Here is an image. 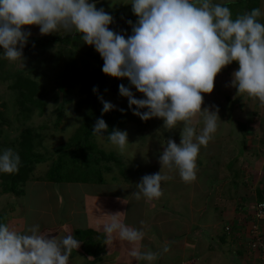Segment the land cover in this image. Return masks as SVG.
<instances>
[{
    "label": "clouds",
    "instance_id": "obj_1",
    "mask_svg": "<svg viewBox=\"0 0 264 264\" xmlns=\"http://www.w3.org/2000/svg\"><path fill=\"white\" fill-rule=\"evenodd\" d=\"M130 4L138 19L135 24L128 22L132 34L126 37L110 30L113 16L103 8L97 9L90 0H0V48L6 60L19 61L24 67L23 49L31 35L24 28L38 26L41 35L61 30L80 34L83 42L101 56L106 76L126 78L143 95L144 99H137L129 88L119 86L129 108L135 106L133 115L142 121L161 118L165 129L183 125L180 144L169 139L159 157L161 171L143 176L136 186L138 191L132 194L136 200L143 197L152 201L163 195L162 182L172 179L164 169L177 171L185 183L196 181L200 149L207 147L221 122L218 108L202 110L204 94L213 92L215 79L226 66L233 62L239 65L231 81L237 95H247L264 106V23L258 19L264 13L254 8L233 18L228 6L213 0H131ZM100 99L104 113L114 110L113 104ZM198 117L203 121L199 133L195 126ZM107 130L106 122L100 118L92 133L105 139L103 133ZM106 139L121 153L131 145L126 131L114 129ZM20 164V156L12 149L0 154V173H17ZM260 199L247 204V213L238 207L242 220L237 219L239 228L234 241L244 231L241 238L247 248H237V252L247 250L264 262L260 252L249 249L255 234L264 238L259 226L264 223V215L256 216L249 208L264 202V197ZM125 215H103L107 218L103 223L105 245L111 248L114 241L127 242L131 246L128 255L148 264L170 251L169 242L164 243L162 252L144 250L145 231L124 223ZM248 220H253L254 229L246 228ZM223 229L228 232L229 224L224 223ZM79 247L80 241L71 233L50 238L38 224L21 233L0 223V264H69L72 252Z\"/></svg>",
    "mask_w": 264,
    "mask_h": 264
},
{
    "label": "rangeland",
    "instance_id": "obj_2",
    "mask_svg": "<svg viewBox=\"0 0 264 264\" xmlns=\"http://www.w3.org/2000/svg\"><path fill=\"white\" fill-rule=\"evenodd\" d=\"M233 1L235 0H213L214 3L228 6L233 18L250 12L254 8H259L264 13V0H245L239 5L228 4ZM90 2L96 3L97 9L103 8L113 16L114 22L109 25L110 30L126 37L132 34V27L128 22L131 21L132 24H135L138 18L132 12L131 0H91ZM258 19L264 23V15ZM23 31L31 33L29 39L44 41L50 39L52 41L39 42L41 43L39 46L37 43L34 45L29 43L28 39V43L23 49L24 67L19 61L6 60L3 57V49L0 48V131H2L0 141L3 147L8 144V149H11L13 144L18 148L21 147V136L25 131H32L33 134L40 137L42 147L39 152L47 153L49 157L47 162L43 161L35 166L31 178L36 179L48 171L50 156L54 159L55 151L59 147L67 145L83 124V117L88 109L87 103L90 101L89 97L93 94L95 85L98 88V96L94 103L103 116L121 108L130 109L128 99L119 93L121 84L129 88L135 98L144 99V97L126 78L117 79L106 76L102 72L103 60L101 56L93 46L83 42L80 34H68L61 30L58 33L41 35L38 26L26 27ZM74 36L79 39L76 40ZM238 68L237 62L226 66L216 77L213 92L204 94L202 110L209 108L215 111L218 108L221 122L214 138L207 145L213 146L214 149L211 150L212 152L207 150L205 152V147H201L197 160V179L192 183H187L186 187V189L190 188L192 198L196 195L203 197L204 191L206 194L219 196L217 199L219 209L215 211V218H219L222 223L218 229L214 228V234L217 235L218 230L219 234L223 232L224 223L236 225L237 219L242 220L241 215L237 213L238 207L243 208V212L247 213V204L259 200L260 193L264 192V106L258 100L249 98L247 95H237V89L231 86V81L233 72ZM98 73L101 76L96 77L93 83L87 81L89 76H95ZM74 76L77 78L74 79ZM20 94L24 96L21 97ZM27 95L38 103L37 106L32 107L33 112L28 115L25 108L30 105L28 101L24 100ZM101 97L103 101L113 104L114 110L104 113ZM48 105L53 106L49 108ZM141 111L148 110L141 109ZM26 115L27 118L24 120ZM197 121L195 126L199 133L203 128V121L199 117ZM244 124H247V129L242 132L238 126ZM182 127L183 125L180 124L177 128L165 129L164 121L161 118L142 121L132 113L125 125L117 129L128 133V142L131 144L123 153L108 142L106 139L108 131L103 133L105 139H98L96 136L93 140L96 148L104 151L109 157L113 156L118 161V163L114 161L106 163L110 170L107 173L103 170L105 185L107 183L122 184L124 181L140 183L143 176L159 173L162 168L159 157L169 139L177 145L180 144ZM227 164L232 170L226 168ZM163 172L172 176L171 180L162 182L163 185L169 183L171 185L169 188H172L174 180H181L177 171L169 172L164 169ZM3 174L0 173V179ZM213 174H218L219 178L224 176L227 181L219 185L220 181L216 182L213 178L206 177ZM40 183L38 191H44L48 201L43 200L45 197L36 199L31 196L33 188L31 179L28 186L24 187L23 197L15 198L0 193V217L4 219L3 224H7L21 233H26L28 227L38 224L41 232L50 235V238L55 235L63 237L65 233H70L71 227H62L64 223L60 216L57 218L62 223H59L61 225L58 228L50 230L43 229V227L44 223L51 222L50 213H53L51 206L53 207L55 204L54 193L64 190L65 185L55 186L47 182ZM205 185L208 186V189ZM37 186L39 185L37 184ZM90 186L92 187L84 185L85 189L88 187L100 188L98 183H93ZM210 190L213 192L210 193ZM180 196L183 195L180 194ZM67 197L66 193L59 195L61 207L58 215L70 209ZM101 209L103 210V208ZM235 209L236 211H234ZM94 218L96 221V217ZM103 223L104 221L101 219L94 226L103 228ZM247 225L249 229H254L253 220H248ZM81 227L74 231L92 230L91 227L88 229L83 223ZM74 231L73 234H75ZM203 236L208 240L209 248L215 250L214 258H209L210 264H229V257L234 256V254H230L237 251L235 241L233 240L226 246L227 250L222 251L219 250V246L216 249L215 245H218V242L210 239L208 233H203ZM102 246H104V241L101 246H98L97 253L91 249L95 253L94 257L102 250ZM229 248L232 250L231 252H229ZM177 251L176 247H172L168 255L162 253L154 264H178L180 259L185 256V252L179 251L177 255ZM206 257L207 255L204 256L205 259ZM255 259H257V254L246 250L241 254V258L237 259V262L238 264H253Z\"/></svg>",
    "mask_w": 264,
    "mask_h": 264
},
{
    "label": "crops",
    "instance_id": "obj_3",
    "mask_svg": "<svg viewBox=\"0 0 264 264\" xmlns=\"http://www.w3.org/2000/svg\"><path fill=\"white\" fill-rule=\"evenodd\" d=\"M138 184L127 181L116 185L109 183L105 185L104 183L99 184L100 188H89L93 184L87 183L65 184V189L62 190L64 192L56 191L54 193L55 204L53 207L51 206V211H53L50 213L51 222L49 224L44 223L43 229L58 228L61 225L59 223L63 222L62 227L69 226L72 230H76L82 228L81 224L83 223L88 229L91 227L93 231L102 235L105 241L103 228H96L94 225L101 219L106 221L107 218L103 215L124 212L126 213L123 218L124 223L145 231L146 235L142 241L144 250L150 249L154 252H161L164 243L169 242L170 251L172 247H176L178 249L177 255L179 251L185 252V256L180 259L178 264L211 263L209 258H214L215 250L209 248L208 240L205 239L203 233H208L210 239L218 242V245L212 244L216 246V249L219 246V250H227L226 246L229 243L221 245L218 235L214 234V228L218 229L222 223L219 218H215V211L219 208L214 206L218 207V198L206 194L205 191L203 197L196 195L192 198L191 190L189 187L186 189L185 182L174 180L172 188H169L171 186L169 183H165L167 185L162 184L163 195L159 199L148 201L142 197L140 200H136L132 194L138 191L136 187ZM180 184L182 185L180 186ZM84 185H89V187L85 189ZM40 186V182H33L31 196L36 199L45 197L43 200L48 201L44 191H38ZM205 186L208 189V186ZM46 192L51 193L50 191ZM64 193L68 196L67 203L70 204V209L58 215L61 207L59 195ZM180 194L183 196L181 197ZM261 195L264 197V192ZM59 216L62 218V222L57 218ZM94 217H96V221ZM141 221L144 222L143 226ZM259 226L264 231V223H260ZM246 228H248L247 225ZM243 234L244 231L239 234L240 238L235 240L236 249L247 248L246 242L241 238ZM60 237L62 236L60 235ZM130 249L131 246L127 242L114 241L111 248L104 244L99 254L92 259H89L82 250L78 249L72 252L69 264H148L146 261H137L130 257L128 255ZM228 250L229 252L232 251L230 248ZM170 251L163 253V255H168ZM233 254L234 256L232 253L230 254L232 256L229 257V264H238L237 259L241 258V254L237 251ZM205 255H207L206 259L204 258ZM253 264H264V262L257 255Z\"/></svg>",
    "mask_w": 264,
    "mask_h": 264
},
{
    "label": "trees",
    "instance_id": "obj_4",
    "mask_svg": "<svg viewBox=\"0 0 264 264\" xmlns=\"http://www.w3.org/2000/svg\"><path fill=\"white\" fill-rule=\"evenodd\" d=\"M242 1L244 2L245 0H235L228 4L239 5V3H241ZM75 38L76 40L79 39V37L78 38L75 37ZM49 41L51 42L52 40L48 39L44 41V40L29 39V43H33V45L34 43L35 44L37 43V45L39 46H41L40 44L42 42H49ZM98 76H101V74L99 75L98 73V75L91 77L89 76L87 81L93 83L95 78ZM75 77L76 76H74V79ZM94 88L98 89L96 85ZM60 91L62 92V88ZM92 93L93 94L90 95L89 97L90 101L87 103L88 109L85 116L83 117L84 119L83 124L77 130V132H75L74 136L69 140L67 145H63L55 151L56 155L54 159L52 156H50L49 159L50 164L48 171L45 173V175L38 177L41 178L40 180L38 178L36 179L31 178L32 173L35 170V166L43 161L47 162L49 157L47 153L41 154L39 152L40 147H42L41 144L42 140L40 139V137L38 135L33 134L32 131H25L21 136L22 137V143L20 145L21 147L18 148L14 144L12 145L11 149L20 156L21 164L19 166V171L17 173H13V174L4 173L1 176L0 179L1 194L3 195L6 194L15 198L23 197L24 187L28 186V183L31 179L33 180V182H47L55 186L58 184L65 185L71 183H76V184L105 183L104 171H106L107 173L110 170V168L108 167V165H106V163L109 162L112 163L113 161L118 163V161L113 156L110 157L107 156L104 151L99 150L98 148H96L95 144H93V140L96 137V135H93L92 133L93 126L95 125L97 119L102 118L108 126L107 131H108V135H110L114 129L117 130L119 127L125 125L128 117L136 109L135 107L128 110L121 108L123 109V112H121V109H119L115 112H110L108 115L103 116L97 110L96 104L94 103L98 96V90L95 93L94 91H92ZM20 96L22 97L24 95L20 94ZM24 100L28 101L30 105V107L26 106L25 111L27 112V115L31 114L33 112L32 107L37 106L38 103L37 101L29 98L28 95L27 98H25ZM139 111H141V109H139ZM27 115L25 116L24 120H26ZM238 129L244 132L247 129V124L238 126ZM1 134L2 131H0V135ZM7 145L3 147L0 141V154L5 149H8ZM204 149L205 152L206 150L212 152L211 150L214 149V147L209 145ZM226 168L232 170L229 164L226 165ZM209 176L213 178V180L216 182L220 181L219 185H222L227 181L226 177L223 176L219 178L218 174H213ZM181 185L182 184H180V186ZM184 185L186 186L187 183H185ZM212 192L213 191H211L210 193ZM212 197L219 198L215 194L212 195ZM214 207L218 208L216 206ZM0 219H1L0 223H3L4 219H2L1 217ZM237 228H239L238 224L236 225L233 224V226H230L229 224V231L225 232L223 229V232L219 234L220 235L218 236L219 243L221 245H227L228 243L230 244L235 238L236 232L238 231ZM73 231L74 230L71 229L70 233L73 234ZM74 232L75 234H73V236L80 241L79 249L82 250L87 257L93 258L95 253L92 252V250L96 251L97 253L98 246H101L103 244L104 241L103 236L90 229L87 231L78 230ZM227 236H229V238H227Z\"/></svg>",
    "mask_w": 264,
    "mask_h": 264
},
{
    "label": "built area",
    "instance_id": "obj_5",
    "mask_svg": "<svg viewBox=\"0 0 264 264\" xmlns=\"http://www.w3.org/2000/svg\"><path fill=\"white\" fill-rule=\"evenodd\" d=\"M264 202L255 203L249 206L251 210L256 214V216H263L264 215V208L261 205ZM250 251H258L264 256V238L258 234L254 235V239L249 244Z\"/></svg>",
    "mask_w": 264,
    "mask_h": 264
},
{
    "label": "water",
    "instance_id": "obj_6",
    "mask_svg": "<svg viewBox=\"0 0 264 264\" xmlns=\"http://www.w3.org/2000/svg\"><path fill=\"white\" fill-rule=\"evenodd\" d=\"M95 1H98V0H95Z\"/></svg>",
    "mask_w": 264,
    "mask_h": 264
}]
</instances>
